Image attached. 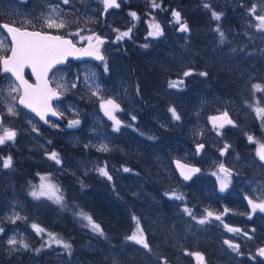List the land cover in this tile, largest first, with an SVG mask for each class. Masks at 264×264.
I'll return each mask as SVG.
<instances>
[{
    "label": "rangeland",
    "instance_id": "obj_1",
    "mask_svg": "<svg viewBox=\"0 0 264 264\" xmlns=\"http://www.w3.org/2000/svg\"><path fill=\"white\" fill-rule=\"evenodd\" d=\"M53 8H57L67 26L63 29L51 30L72 35L74 40L81 44L88 42L81 37H95L100 35V31L112 34L111 40L99 46L105 54L104 61L87 60L80 64L73 62L60 67L52 74L54 85L57 81L67 85V90L63 91L67 95L66 98L55 102L56 108L63 113L62 119L50 118V124L45 125L34 113L18 103H16L18 114L6 116V123L9 124L6 127L14 128L17 131V137L14 142H9V150L5 144L0 145V159L11 156L13 160L11 168L0 167V228L4 229L0 233V264H56L49 255L52 247L47 246L50 242L47 232L53 233L56 237L59 233L46 227V222L39 216L32 217L28 210L27 201L37 200L30 195V192L34 186L41 183V177L48 176L51 182L59 187L63 195V204H57L52 200L57 206L68 210L67 213L72 214L75 220L76 217H81L79 215L81 211L84 212L82 208L73 207L74 204H71L72 201L68 197L69 193L75 194L77 184L71 185L76 190L63 191L59 179L39 173L35 178L29 175V180H25L27 184L23 183L25 184L24 193L16 186L17 156L31 163L44 162L45 159H48L50 163H56L49 158L51 152H56L51 146L55 137L67 140L74 144V147H92L98 150L99 145L106 144L109 151L105 153H114L117 150L134 156L137 161L141 160L142 168L145 167L149 173L169 188L166 193L170 194L176 190L185 197L181 201L170 199L163 194L162 197L166 198L168 203L159 198L156 200L152 197L153 195L147 193L148 183L142 178L140 171L132 167L130 161L121 163L113 157L104 161L100 168H106L112 177L111 184L117 189L125 190L129 194L127 197L129 206L140 210L141 216L137 214L136 218H139L140 226L144 229V234L152 247V252H148L141 245L125 240L126 236L135 231L136 221L129 217L127 206L123 209L120 204L111 199V190L109 191L104 185L99 189L107 193L91 190L90 199H96V205L102 206L101 210L104 209L103 213L109 226L114 227L113 232L117 235L118 241L121 239V244L120 242L118 244L120 248L115 253L117 260L115 264H163L162 258L174 264H199L196 257L189 254L194 252L203 254L205 264H261L257 249L264 243V212L257 210L252 213L247 200L248 197L254 200L264 199V164L256 155L258 146L244 152H234L229 147L221 155L225 144L230 145L221 140L229 124L225 123L223 128H213L212 121L209 119L212 116H220L224 112H227L231 119L230 112L233 113V111L248 118L249 114L245 112L243 105L235 98L229 97L224 99L225 104L222 106V103L205 91L196 94L188 92L185 90L184 83L178 88L168 87L169 94L174 100L172 108H175L180 115V122L187 137L158 138L155 122L163 129H171L172 124L167 115L160 112L150 116V119L155 122H141V113L145 107L139 96L138 82L136 78H133L130 58L128 53L126 55L125 50L120 47L119 40L117 43L112 41V38H115L113 32H116V29L119 31L124 29L125 25L131 22V15L127 16L120 10L121 7L104 12L101 0H69L68 4H64L62 0H31L27 4L19 0H0V25L3 18H7L21 26L44 29L46 28L44 21ZM154 10L156 13L153 15L151 12L152 19L148 28L145 29L147 32L143 34L145 37H153L149 33L155 31L151 27L154 24L158 23L164 30L165 24L163 18H159V9L154 8ZM73 21L76 22L73 23ZM76 32H79L78 36L75 35ZM0 39L10 40L3 28H0ZM130 43L133 45L132 42ZM7 46L11 47L10 44ZM136 53L144 55L155 64L163 60L164 64L171 69L186 67L183 56L178 52L171 51L164 57L163 54L148 53L145 48L136 47ZM105 62L107 63L106 72ZM252 75L258 78L257 83L264 82V68H256ZM85 77H88L87 82ZM174 80L176 79L171 81ZM73 82L76 84L75 88L71 87ZM15 83L17 82L10 73L0 74V99L10 101L8 89ZM97 85L102 90V95L117 99L123 109L116 113L122 121L119 131L114 129L113 122L100 108L97 98L91 95V90ZM2 107L3 105H0V108ZM132 116L136 119L132 120ZM73 119H79L80 123L70 127L69 123ZM219 123L220 121H217V125ZM33 124L37 129L35 131ZM53 124L57 126L53 127ZM198 144L204 145L199 152L196 151ZM175 158L201 165L203 169L201 174L190 182L183 179L175 168ZM59 159L61 161L59 166L65 164L67 160L68 168L74 174L82 177L85 175L84 178L93 171L97 162V157L89 156H80L72 160L64 159L59 155ZM221 163L233 171H231V182L224 191L220 190V180L217 179L218 176L223 177V173L218 170ZM125 168L130 171L125 172ZM238 172L239 175H236ZM27 174L28 172H25L24 176ZM43 198L47 199L46 197L40 199ZM185 206L191 209L198 219L206 215L205 210L213 212L214 215L209 218L208 223L200 225L182 211ZM225 208L228 209L226 213H224ZM16 213L27 219L12 223L8 217ZM216 215H221V220H216ZM33 223L39 224L47 231L37 234L31 228ZM243 223L247 226L239 227ZM224 225L240 229L241 232H229ZM215 231H218L219 237L214 234ZM245 232L252 238L248 239L243 234ZM13 236L18 241L23 240L28 243L29 248L11 251L7 240ZM227 237L234 243L240 242L241 254H237L223 243ZM87 245L88 248L92 247L90 244ZM91 259L96 260L97 257H91Z\"/></svg>",
    "mask_w": 264,
    "mask_h": 264
},
{
    "label": "trees",
    "instance_id": "obj_2",
    "mask_svg": "<svg viewBox=\"0 0 264 264\" xmlns=\"http://www.w3.org/2000/svg\"><path fill=\"white\" fill-rule=\"evenodd\" d=\"M156 3L160 5L157 9L160 13L159 18H163L165 24L164 32L158 37H145L143 34L147 32L145 29L148 28L152 19L150 14L156 13L152 7V0H129L128 2L121 0L119 2L120 10L127 16L135 12L138 17L135 19L131 16V22L120 30L124 32L131 28L130 36L119 40V45L125 50L126 55L128 53L133 78H136L140 88L139 96L146 110L143 109L141 113V122L154 121L150 119L154 113H165L172 128L163 129L154 121L158 138L187 137L180 120H175L169 112L174 100L169 94L168 83L173 79H182L186 86L185 90L188 92L196 94L205 91L222 103V106L225 104L224 99L229 97L235 98L243 105L249 117L244 118L235 111L230 112L233 124L227 126L221 137L222 142L230 144L232 151H251V148L258 146L255 142H249V136L254 137L255 141L264 143V120L256 115L253 107H250L255 105L257 100H259V106L264 107V93L256 92L252 88L258 80L252 75L253 71L259 67L264 68V32L254 27L259 22L250 16L248 11L253 4H256L257 13L264 14V2L262 0H156ZM205 4L210 5V8H206ZM213 11L221 14L219 21L213 19ZM173 12L180 13L181 23L186 22L189 31L181 32L179 25L172 24L175 22ZM217 25L224 32L223 42L219 33L215 31ZM113 33L115 38L119 34L117 31ZM100 35L111 37L112 34L100 31ZM136 47L145 48L148 53L163 54L164 57L171 51L178 52L183 56L186 67L171 69L164 64L163 60L157 64L152 63L144 55L137 54ZM189 69L193 74L184 77L183 72ZM200 72H206L207 76L199 75ZM260 84L264 85V82ZM73 145L58 137H55L51 143L56 153L64 159L74 160L80 156L97 157L93 171L85 178V175L82 177L74 174L68 168L67 160L65 164L59 166L56 163H50L48 159L44 162L31 163L17 156L16 186L24 193L23 188L27 184L25 180H29L30 176L35 178L39 173L59 179L63 191L76 190L71 185L77 184L75 194H68L71 204H74L73 207L77 209L82 208L84 213L90 215L93 221L101 226L105 235L101 236L93 232L90 227L85 226L88 222L82 217H76L75 220L72 214L67 213L68 210L57 206L52 200L45 198L26 200L32 217L39 216L46 222V227L59 233L58 239L71 244V255H69L62 245L51 242L52 250L49 255L56 264H115L117 262L115 253L120 248L118 244L119 242L121 244V239L118 241L117 235L113 232L114 227L109 226L105 218L104 209L101 210L102 206L96 205V199H90L89 192L91 190L106 192L99 189L104 185L112 191L110 193L112 200L120 204L123 209L128 207L127 211L132 220H134L133 217H137V214L141 215L140 210L130 207L127 203L129 194L123 189H117L109 179L100 174L98 171L100 166L110 157L121 163L130 161L132 167L138 169L142 178L148 183L147 193L153 195L152 197L156 200L159 198L168 203L162 195H165L169 188L149 173L145 167L142 168L141 160L137 161L134 156L117 150L114 153H105L92 147H74ZM25 172H28L27 176H24ZM87 244L92 247L88 248ZM91 257H97L101 261L92 260ZM259 262L264 264L261 258Z\"/></svg>",
    "mask_w": 264,
    "mask_h": 264
},
{
    "label": "snow or ice",
    "instance_id": "obj_3",
    "mask_svg": "<svg viewBox=\"0 0 264 264\" xmlns=\"http://www.w3.org/2000/svg\"><path fill=\"white\" fill-rule=\"evenodd\" d=\"M64 4H68L69 0H62ZM103 4V11L107 12L108 9L111 8H119L120 4L117 0H101ZM206 8H210V5L205 4ZM152 7L158 8L159 4L156 3V0H152ZM249 11V15L254 17L257 23L254 27L264 32V14L257 13V5L253 4ZM130 15L138 19L137 14L135 12L130 13ZM173 17L175 18V23L179 25V31L187 32L189 31L188 25L186 22L181 23V15L179 12H173ZM213 19L219 21L221 18V14L215 11L212 12ZM76 21H73L75 23ZM87 22V21H86ZM29 23H31L29 21ZM44 26L49 29H63L66 28L67 23L65 19L61 16L60 12L57 8H53L51 14L45 19ZM151 27L155 29L149 33L150 36L158 37L163 35V30L160 25L154 24ZM0 28L7 30V35L10 36V40L6 41L5 39H0V65H2V71L4 73H10L13 77H15L14 86L9 87L8 89V97L9 100L0 99V105H3L0 108V145H4L8 142H14L17 137V131L12 127H6L4 124L5 115L8 116H16V103L19 105H23L24 107L31 109L40 120L48 123V115L49 113L52 116H63L62 112L57 111L55 107H53L52 101L54 99H58L63 91L67 90V85L64 83H60L59 81L55 82V87L51 86V82L49 81L48 74L51 72L57 65L65 63L69 56H95L96 59L104 61L105 58L100 53V45L104 43V41L99 36H88L81 37V39H87L89 41V46L87 48H77L71 39H66L62 35H52L47 32L42 31H28L26 29L22 30L20 27L11 26L8 23H4L0 25ZM119 34L116 39L121 40L124 37H129L131 33V28L128 31L120 32L119 29H116ZM216 32L219 33L221 38V42L224 41L225 35L224 32L220 29L219 25H217ZM75 35H79V32H76ZM93 38L96 41V44L93 45L91 42ZM10 44L9 48L7 45ZM147 47V45H145ZM7 53V54H3ZM26 67H30L32 73L36 76V84H30L28 80L24 77V69ZM104 70L107 71V63H104ZM193 72L191 69L184 71L183 76L188 77L192 75ZM94 75V74H93ZM199 75L207 76L206 72H200ZM88 77H85V81L87 82ZM184 81L174 80L169 81V88H178L183 85ZM72 88L76 87V84L73 82L71 84ZM91 89V85H89ZM252 88L256 92L264 93V85L260 83H256L252 85ZM15 94V95H13ZM91 95L96 97L99 101L100 108L104 111V114L113 122V127L116 131L120 130V126L122 121L117 117L116 113L122 111L120 103L117 99L113 97H105L102 95V90L97 87L91 90ZM15 102V103H14ZM253 107L256 115L264 120V107L259 106V100L256 101L255 105H250ZM172 113V116L175 120H180V115L176 112L175 108L169 109ZM132 120H135L136 117L132 116ZM212 121L213 128H223L225 123L233 124V121L228 117V113L224 112L220 116H212L209 118ZM217 121H220L219 125H217ZM79 119H73L70 121L69 126L79 125ZM53 127L57 125L53 124ZM131 126V125H128ZM33 130H37L36 126L33 124ZM249 142H255L258 144V148L256 151V155L258 156L260 161H264V143H260L259 141H255L254 137H248ZM230 145L225 144L221 155L224 154L228 150ZM204 148L203 144H198L196 151L199 152ZM99 151L107 152L109 148L106 144H101L98 146ZM49 158L54 160L57 164H60L61 161L59 159V155L56 152H51L49 154ZM13 165V160L11 156H7L6 158L0 159V167L3 169H9ZM177 166L181 169V175L185 180L191 179L192 175L199 172V168L190 167L186 164H181L177 161ZM187 169V171H184ZM219 172L223 173V177H217L220 180V190L224 191L231 182L232 172L230 169L226 168L223 163L219 165ZM98 171L100 174L106 176L109 180L112 177L106 171V168H99ZM125 172L130 171V169L125 168ZM216 175V173H213ZM30 195L34 199H40L42 197H46L49 200H53L57 204H63V195L60 193V189L57 185L53 184L48 176L41 177V183L39 185L34 186L33 190L30 192ZM166 196H169L170 199L181 200L185 199L182 193H178L176 190H173L170 194L165 193ZM248 204L251 206V212L255 213L257 210L260 212H264V199L254 200L251 197L247 198ZM182 211L186 213L189 217L195 220L198 224L204 225L209 222V218L214 215L211 211H206V215L202 218H197L191 209L185 206ZM228 211L227 208L224 209V213ZM79 215L83 220L88 223L85 225L86 227H90L93 232L98 233L101 236H104V231L98 223H95L90 215L81 211ZM221 215H216V220H221ZM8 219L15 223L17 220L27 219L26 217H22L19 213L14 214ZM136 221V228L130 235L125 237V240L132 241L137 245H141L143 249H146L148 252H152V247L148 242L147 237L144 234V229L140 226L139 218L133 217ZM225 228L229 232L239 233L240 229L231 228L228 225H224ZM31 228L35 230L37 234H43L47 230L41 227L39 224L33 223L31 224ZM4 231L3 228H0V233ZM253 231H255L253 229ZM248 239H251V236H248V233H243ZM48 237L50 238V242H48L47 246L51 247V242L56 243L57 245H62L65 250L68 251V254L71 255V244L64 242L61 239H58L53 233L47 232ZM224 244H226L229 248H231L237 254L240 253V245L238 243H234L232 240H224ZM7 244L11 246V251H19L20 249L29 248V244L24 242L23 240H17L15 236L9 238L7 240ZM39 251V249H37ZM196 257L199 264H205V258L202 253L194 252L189 253ZM257 254L260 257H264V247H260L257 249ZM255 258V257H253ZM163 264H167L166 258H162Z\"/></svg>",
    "mask_w": 264,
    "mask_h": 264
},
{
    "label": "water",
    "instance_id": "obj_4",
    "mask_svg": "<svg viewBox=\"0 0 264 264\" xmlns=\"http://www.w3.org/2000/svg\"><path fill=\"white\" fill-rule=\"evenodd\" d=\"M21 1H23V2H27L28 0H21ZM120 1H121V0H117L118 3H119ZM113 9H115V7H114V8H111V9H108V11H111V10H113ZM4 23H7V22H4ZM4 23H3V24H4ZM3 24H2V25H3ZM8 24L11 25V26L20 27V26H18V25L12 24V23H8ZM20 28H21L22 30L26 29V30H28V31H42V32H47V33L52 34V35H62V36H64L66 39H71V40L73 41V43L76 45L77 48H87V47L89 46V41L86 42L84 45H82V44L76 42V41L74 40V38H73L72 36H70V35H63V34H61V33H56V32H52V31L34 30V29L22 28V27H20ZM5 30H6V29H5ZM6 31H7V30H6ZM9 37H10V36H9ZM99 37L104 41V43L107 42V41H109V40H111V37H109V36L99 35ZM112 41H113L114 43H117V42H118V40H117L116 38H112ZM91 43H92L93 45L96 44V41H95L94 38H93V40H92ZM100 53H101V55H103L104 58H105V54H104L103 50H100ZM87 60H91V61H99V62L101 61V60L96 59L95 56H79V55H78V56H69V57L67 58V60L65 61V63L57 65V66H56L51 72H49V74H48V78H49V81L51 82V86H52V87H55V85L53 84V81H52V79H51V74H52V72H53L55 69H57V68H59V67L66 66L69 62H72V61L82 62V61H87ZM28 69H30V71H31V73H32L31 68H30V67H26V68L24 69V77H25L26 80H28V82H29L30 84L35 85V84H36V76L32 73L33 78H34V81H32V80L27 76V73H26V72H27ZM2 72H3V71H2ZM3 73H4V72H3ZM14 79H15V77H14ZM66 96H67V95H66L64 92H62V94L59 96L58 99H54V100L52 101L53 107L56 108V106H55V102H56V101L64 100V99L66 98ZM20 106L24 107L23 105H20ZM24 108H26V107H24ZM26 109L29 110L30 112H32L31 109H28V108H26ZM56 109H57V108H56ZM57 111H59V110L57 109ZM32 113H34V112H32ZM34 114H35V113H34ZM35 115H36V114H35ZM36 116H37V115H36ZM37 117H38V116H37ZM38 118H39V117H38ZM50 118L62 119L63 116H52V115L49 113V115H48V117H47V119H48L49 122H48V123H45V122L42 121V120H41V122H42L43 124H45V125H48V124H50ZM39 119H40V118H39ZM177 161H179L181 164H186V165H189L190 167H195V168H199V169H200L199 172L193 174L192 177H191V179H189V180H187V181H191L193 178H195L196 176L200 175L201 172H202V167H201V165L191 164V163H188V162L184 161L183 159L175 158V159H174V165H175V168H176V170L178 171L179 174L181 173V169L177 166ZM262 163L264 164V161H262ZM184 171H187V169H185ZM180 175H181V174H180ZM181 177L184 179V177H183L182 175H181ZM261 247H264V245H262ZM260 258L264 260V257H260ZM167 264H174V263H173V262H167Z\"/></svg>",
    "mask_w": 264,
    "mask_h": 264
},
{
    "label": "flooded vegetation",
    "instance_id": "obj_5",
    "mask_svg": "<svg viewBox=\"0 0 264 264\" xmlns=\"http://www.w3.org/2000/svg\"><path fill=\"white\" fill-rule=\"evenodd\" d=\"M20 2H22V3H24V4H27V3H30V1L31 0H28L27 2H23V1H21V0H19ZM4 22H7V23H12V24H15V25H18V26H20V27H22V28H29V29H34V30H43V31H52V32H56V33H60V32H58V31H56V30H51V29H47V28H44V29H40V28H32V27H29V26H21V25H19V24H17V23H14V22H11V21H9V19H7V18H3V20L1 21V25L4 23ZM4 31H5V33H6V35H7V31L5 30V29H3ZM62 34V33H61ZM63 35H65V34H63ZM66 35H68V34H66ZM8 36V35H7ZM70 36H72V35H70ZM8 39H9V36H8ZM81 44V43H80ZM85 44V43H84ZM84 44H82V45H84ZM4 54H7V53H4ZM73 62H76V61H72V62H69L68 64H70V63H73ZM82 62H84V61H82ZM82 62H77L78 64H80V63H82ZM67 64V65H68ZM66 65V66H67ZM60 68V67H59ZM59 68H57V69H59ZM57 69H55L53 72H52V74L57 70ZM27 76L32 80V81H34V78H33V75H32V73H31V71H30V69H28L27 70ZM0 74L1 75H4V74H9V73H3L2 72V65H1V71H0ZM52 74H51V79H52ZM52 81H53V79H52ZM17 82V81H16ZM18 83V82H17ZM22 107V106H21ZM24 108V107H23ZM26 109V108H25ZM6 116L7 115H5V117H4V124H5V126L6 125H9V124H7L6 123ZM9 127V126H8ZM6 145V147L8 148V150H9V147H10V144H9V142L8 143H6L5 144ZM223 151V150H222ZM203 170V169H202ZM231 170V169H230ZM232 171V170H231ZM233 172V171H232ZM236 175H239V172L236 174ZM199 176V175H198ZM197 177V176H196ZM195 178H193L191 181H193ZM188 182H190V181H188ZM0 199H1V197H0ZM242 218H244V216H241ZM254 220V219H253ZM247 226V224L246 223H243V225H241V226H239V227H242V226ZM214 234H216V236L217 237H219V235H218V231H215L214 232ZM227 240H229V237H227L226 238ZM236 243H238L239 245H240V247H241V244H240V242H236ZM214 244V243H213ZM264 244V243H263ZM262 244V245H263ZM262 245H260V247L262 246ZM202 246V245H201ZM259 247V248H260Z\"/></svg>",
    "mask_w": 264,
    "mask_h": 264
}]
</instances>
